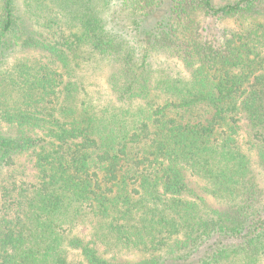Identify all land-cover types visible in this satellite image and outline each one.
I'll return each mask as SVG.
<instances>
[{"label":"trees","instance_id":"1","mask_svg":"<svg viewBox=\"0 0 264 264\" xmlns=\"http://www.w3.org/2000/svg\"><path fill=\"white\" fill-rule=\"evenodd\" d=\"M224 1L0 0V264H264V0Z\"/></svg>","mask_w":264,"mask_h":264},{"label":"rangeland","instance_id":"2","mask_svg":"<svg viewBox=\"0 0 264 264\" xmlns=\"http://www.w3.org/2000/svg\"><path fill=\"white\" fill-rule=\"evenodd\" d=\"M216 4L221 5L224 4L225 1L224 0H215ZM218 24L216 23V21L214 20H209L204 27V33L205 34H209L211 33V31L214 33L216 31L219 30L220 25H215ZM162 62H165L164 59L161 60ZM171 63V62H170ZM173 63V62H172ZM176 69V71L182 72L181 70V66L180 65H176V67H174ZM109 68L107 67V65L105 63H103L102 61H100L99 59H91V60H83V64L81 66V77L84 80V83L87 85L88 89H90L92 91L93 94H99V93H103L105 94V86H106V79H107V75ZM185 74V72L183 73ZM182 74V76H183ZM21 165L24 166L25 168H22L21 171L18 173L21 176V173H23V175H25V177L28 180H33V177L30 176V174H33V170H30V167L32 169V164L30 162V157H26V158H22L20 160ZM27 170V171H24ZM124 257L128 258V259H139L141 258V256H143L141 253L136 252V251H122L121 253Z\"/></svg>","mask_w":264,"mask_h":264}]
</instances>
